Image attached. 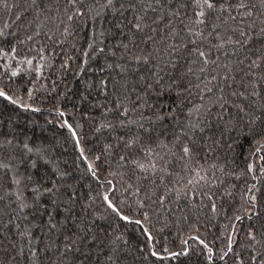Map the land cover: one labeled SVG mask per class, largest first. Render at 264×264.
Masks as SVG:
<instances>
[{"label": "snow or ice", "instance_id": "6c2138e0", "mask_svg": "<svg viewBox=\"0 0 264 264\" xmlns=\"http://www.w3.org/2000/svg\"><path fill=\"white\" fill-rule=\"evenodd\" d=\"M13 8L18 13L13 23L31 16L26 27L35 25V36L46 29L43 35L55 47L77 35L75 30L87 29L80 72L97 53L106 59L101 71L118 70L115 77L110 74L99 81L104 102L95 105L101 109L95 131L122 132L112 137L103 153L114 157L124 170L121 175L135 182H126L131 201L115 199L114 189L112 195L106 191L102 201L109 215L138 227L145 239L137 250L145 259L187 256L191 240L207 250L209 264L214 258L264 264V223L259 222L264 210L258 209L257 198L261 189L255 183L230 182L250 174L253 180L264 177V0H0V12ZM11 27H0V38L15 36L6 32ZM57 33L64 40L54 39ZM109 37L115 40L111 48L105 43ZM47 47L29 49L36 55L18 61L37 79L49 61ZM7 59L17 60L15 46L8 51L0 47V60ZM61 67L67 68V62ZM3 68L7 72L10 65ZM10 75L17 77L20 70ZM5 87H0V99L40 111ZM38 90L28 89L27 98L33 100ZM166 95L171 104L160 102ZM62 126L79 147L72 124L64 120ZM242 140L253 150L246 157V169L237 172L231 167L234 158L228 157ZM79 157L98 179L95 161L101 156L89 162L79 148ZM40 166L51 174H40ZM71 178V171L62 169L43 146L0 134V249L11 240V258L17 264V258L27 264H92L94 256L97 264H121L126 257L128 241L100 228L97 218L88 214L91 205L80 204L82 194ZM107 184L111 189L112 181ZM237 195L246 207L244 215L234 219L255 220L247 232V260L234 250L235 224L219 255L199 235L183 239L185 247L176 252L150 231L152 216L165 227L164 218L176 212L185 222L190 217L198 221L204 209L216 215L225 202L231 207ZM189 226L199 232L195 222Z\"/></svg>", "mask_w": 264, "mask_h": 264}, {"label": "trees", "instance_id": "16d2710c", "mask_svg": "<svg viewBox=\"0 0 264 264\" xmlns=\"http://www.w3.org/2000/svg\"><path fill=\"white\" fill-rule=\"evenodd\" d=\"M9 2L11 3L12 0ZM17 14L15 8L0 12V27L9 23L12 27L6 29V32L16 33L15 36L8 35L7 39L0 38V47L4 48L5 51L10 50L12 46L17 48V60H0V73H3V76H0V87L7 85L5 91H8L9 94L22 96V102L30 104L33 108H39L40 111L24 110L0 99V134L17 135L21 141L27 140L32 146H43L48 150V155L62 169L71 171V182L76 184L83 197L80 204H84L85 207L91 205L87 208L88 214L92 218H97V224L101 229H106L114 235L122 234L123 238L128 241L125 249L127 255L121 264H209L207 250L198 242L191 240H189V254L187 256L181 255L164 261H156L153 258L145 259V256L137 250L145 239L138 227L125 225L124 222L118 221L108 214L102 201V195L106 191L112 195V189H114L115 199L131 201L130 192L125 191L126 182H135L128 181L127 176L121 175L124 170L118 168L114 157L110 158L106 153H103L104 146L112 142V137L122 134V132L119 130L116 133L104 131L101 134L95 131L101 111L95 105L104 102V97L100 94L99 81L101 78H108L110 74L115 77L118 70L104 69L101 71L106 59L104 54L97 53L89 59L88 65L83 66L86 70L79 71L82 67V51L85 47L84 37L87 35V29H74L77 31V35L69 36L62 45L55 47L43 35L46 29L41 28V35L35 36L36 26L26 27L31 16L23 22L16 21L13 23ZM107 19L111 21L112 17L108 16ZM28 35H33L34 39L27 40ZM54 39L64 40V37L57 33ZM21 41L23 43H20ZM105 43L108 48H111L115 40L109 37ZM40 45L48 46L45 55L49 56V61L43 69L42 77L37 79L36 73L31 71L28 65L20 64L18 61L25 56L36 55L35 51L30 52L29 49H35ZM65 62H67L68 67L62 68L61 65ZM5 63L10 65L7 72L3 68ZM33 66H35V62ZM14 69L20 70V75L17 77L10 75L11 70ZM28 89H39L34 91L33 100H29L26 96ZM160 102L168 105L172 103V100L166 95L160 98ZM59 112H63L64 116H59ZM64 120L72 124L76 130L80 140L79 147H77L67 127L62 126ZM234 147L235 151L231 152L228 158L229 160L234 158L235 163L231 167L239 172L246 169L249 162L246 157H249L253 145L247 140H242ZM79 148L84 149L89 162L94 161L96 156H101L100 161H95L98 179L93 178L87 171V163L79 157ZM259 166L257 164V168ZM33 171L37 170L33 169ZM38 171L40 174H51L44 166H40ZM114 171L117 174L110 175ZM256 175L259 176V172ZM109 180L112 181L111 189L107 184ZM230 182L238 186L245 185V183L247 186H251L255 183L261 189L257 193L258 209L264 210V177L253 180L250 174L247 178L242 177L239 181L232 180ZM89 197L94 199H89ZM217 203L219 205L220 201L218 200ZM245 207L246 205L240 201L237 195L236 199L231 202V207H229L228 202H225L224 210L216 215H213L208 209H204L199 213L198 221L194 217H190L189 222H185L180 218L182 213L176 212L172 216L164 218L168 224L165 227L164 221L157 222L156 217L152 216L150 231L158 237H163L161 243L165 244L170 251H181L185 247L181 244L183 239L199 235L219 255L222 250L226 249V237L233 231L232 225L235 224L237 233L233 237L236 241L234 250L247 260L249 252L245 250V245L250 243L247 240V232L255 220L249 221L245 218L241 222L234 219L235 215H244L243 209ZM236 209H240V211H236ZM81 211L78 205L77 213ZM192 222L196 223L199 232L189 226ZM259 222L264 223V216ZM160 229L163 231H159ZM10 244L11 240H7L3 249H0V264H17L16 260L11 258L15 255V251L11 249ZM17 259H19L20 264H27L22 258ZM233 260L234 258H225L224 261H221L214 258L211 264H233ZM92 264H97L95 256L92 258Z\"/></svg>", "mask_w": 264, "mask_h": 264}]
</instances>
